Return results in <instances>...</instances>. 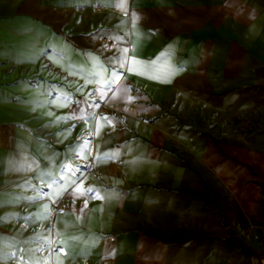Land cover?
Here are the masks:
<instances>
[{
  "label": "crops",
  "instance_id": "crops-1",
  "mask_svg": "<svg viewBox=\"0 0 264 264\" xmlns=\"http://www.w3.org/2000/svg\"><path fill=\"white\" fill-rule=\"evenodd\" d=\"M231 3L245 10L229 13ZM216 13L226 22L212 42ZM53 33L82 63L55 66L101 83L94 88L114 117L79 120L77 134L93 132L86 149L67 144L70 133L39 140L48 145L34 152L43 177L29 194L0 180V264H264V0H0V43ZM48 51L17 62L12 46L0 45V127L24 121L21 110L44 131L61 123L57 111L68 103L50 100V72L40 70L37 88L30 82ZM16 129L25 133L16 127L14 140ZM14 140L0 130V154ZM72 155L77 166L62 170ZM20 204L30 223L43 224L31 234L4 213Z\"/></svg>",
  "mask_w": 264,
  "mask_h": 264
},
{
  "label": "rangeland",
  "instance_id": "rangeland-1",
  "mask_svg": "<svg viewBox=\"0 0 264 264\" xmlns=\"http://www.w3.org/2000/svg\"><path fill=\"white\" fill-rule=\"evenodd\" d=\"M247 6L252 8V5ZM223 7L225 8V6ZM219 10V7H217L216 12H219ZM244 10L245 7L243 4H228L229 13H236ZM219 17V13H216V15H213L211 18L212 34L210 35L211 37H209L212 42H216L220 39L219 35L217 34L219 31L218 28H220L221 22H226V19L223 20L222 17L221 20ZM230 17L231 16L229 15L228 23L231 25L236 24L237 22L234 20V18ZM252 26L255 25H251V28ZM58 27L57 30H55L57 34H63L66 35L67 38H71L72 34L69 30L60 29ZM2 38L4 41L3 43H0V45L5 48L7 44H10L12 46L13 52L20 56L18 59H12V61L36 62L40 59L41 55L44 54L43 52L46 49H49V51L45 53V56L43 55L44 57H42L36 73L31 75L30 82L32 86L37 88L43 79V77L40 75V70L42 68L47 69L48 73L50 72V75L46 77V83L44 84V87L46 88V92L50 100L54 97H59L68 103L67 107L57 111L58 116L61 117V123H59L57 127L52 125L51 127L55 128L51 131H44L42 130L43 127L40 128L39 125L33 124L31 121L33 117L26 115L25 111L22 110L21 113L24 114L21 115L19 119H22L25 122H9L0 127V130L6 133V137L10 146L14 140V129L16 127H20L25 131L24 133L22 130L16 129L13 151L10 152L7 150H2V154H0V180L4 183L2 186L5 188V190H15L22 194H29L31 186L36 185L37 180L43 177V175L36 168L34 152L41 151L42 148H44L43 150H47L48 145H44V142L40 141H52L54 143H59L61 140L67 138L68 134L70 133L75 136L70 138V141L72 142L67 144L72 145L74 142L78 141L80 142V149H82L86 141L91 142L93 140V132L90 129H85L82 131V133L77 134L75 129L79 120L87 116V122L91 123L94 119L100 116L110 118H113L114 116L110 113L108 101L106 100V96H104L106 92H102L94 88L95 86H100L98 83H87L85 80L83 81L84 78L73 76L70 73H66L64 75L55 66L54 62L58 63L65 59L73 63L72 66L74 69L77 64H82L78 62V53L75 52L76 49H74L65 40V38L57 36L54 33L51 37L24 34L15 36L2 35ZM200 38L202 39L203 37L200 36ZM101 39L102 43L107 45L104 42V39L107 38L101 37ZM45 44L46 47H44ZM2 56L5 57L6 55L0 52V57ZM85 56L87 57V55ZM45 57L51 63V65L45 61ZM100 65L103 64L100 63ZM96 68L97 69H94L95 73L99 71L98 67ZM106 76L107 75H105V77ZM23 86L28 87L29 85L24 84ZM109 86H107V88ZM111 86L114 85L112 84ZM110 89H112V87ZM89 105H91V107H89ZM198 112L200 113L201 120H203L204 116L202 109L199 108ZM89 115H91V118H89ZM94 134L97 144L99 142L101 132L94 131ZM74 155H72V158H68L67 162H62V164H60L62 165V170L68 171L71 168L77 166V161L75 159L76 156ZM50 189L52 193H54V188L50 186ZM35 195H39V191L37 189L35 190ZM14 208V211L11 209H5L4 213L10 216L11 214L14 215V228L19 229L22 233L31 234L37 228H41L43 226V224L30 223V213L26 204H20ZM33 216H37V213H34Z\"/></svg>",
  "mask_w": 264,
  "mask_h": 264
},
{
  "label": "snow or ice",
  "instance_id": "snow-or-ice-1",
  "mask_svg": "<svg viewBox=\"0 0 264 264\" xmlns=\"http://www.w3.org/2000/svg\"><path fill=\"white\" fill-rule=\"evenodd\" d=\"M122 6V5H121ZM120 58L119 57H117V60H119ZM121 66H123V65H121ZM120 75H122V73H120L119 71H116V72H114V76L116 77V79L118 80L119 79V77H120ZM113 83H115V81H113ZM125 91H126V89H125ZM89 107H91V105H89ZM89 118H91V115H89ZM106 119V118H105ZM87 141L85 142V145L83 146V148L84 149H86V147H87ZM84 168H86L87 166L85 165V166H83ZM81 171H82V168L81 167H77L76 169H75V172L76 173H81ZM80 179V177H77V180H79ZM63 180V175H61L60 177H57V181H62ZM53 183H56V181H53ZM87 194H88V198L90 199V198H93V197H95V196H97V194H98V190H96V189H88L87 190ZM47 195V194H46ZM114 251V249H110L109 250V255H111L112 254V252Z\"/></svg>",
  "mask_w": 264,
  "mask_h": 264
},
{
  "label": "built area",
  "instance_id": "built-area-1",
  "mask_svg": "<svg viewBox=\"0 0 264 264\" xmlns=\"http://www.w3.org/2000/svg\"><path fill=\"white\" fill-rule=\"evenodd\" d=\"M104 42H105L109 47H113V46H114V42H113V41H110V40H108V39H104ZM241 235H242L243 237L247 238V237H248V232L243 231V232L241 233ZM261 241H262V244L264 245V237L262 238Z\"/></svg>",
  "mask_w": 264,
  "mask_h": 264
},
{
  "label": "bare ground",
  "instance_id": "bare-ground-1",
  "mask_svg": "<svg viewBox=\"0 0 264 264\" xmlns=\"http://www.w3.org/2000/svg\"><path fill=\"white\" fill-rule=\"evenodd\" d=\"M100 84H101V83H100ZM100 84H99V85H100ZM239 212H240V211H239ZM240 216H241V215H240Z\"/></svg>",
  "mask_w": 264,
  "mask_h": 264
}]
</instances>
